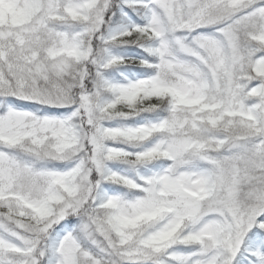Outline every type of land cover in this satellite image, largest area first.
Masks as SVG:
<instances>
[{"label": "snow or ice", "instance_id": "6c2138e0", "mask_svg": "<svg viewBox=\"0 0 264 264\" xmlns=\"http://www.w3.org/2000/svg\"><path fill=\"white\" fill-rule=\"evenodd\" d=\"M0 264H264V0H0Z\"/></svg>", "mask_w": 264, "mask_h": 264}]
</instances>
